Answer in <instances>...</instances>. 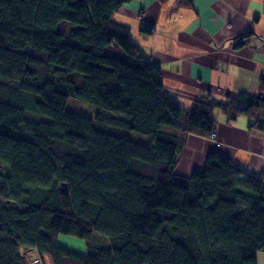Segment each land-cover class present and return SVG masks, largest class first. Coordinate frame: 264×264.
<instances>
[{"label":"trees","instance_id":"1","mask_svg":"<svg viewBox=\"0 0 264 264\" xmlns=\"http://www.w3.org/2000/svg\"><path fill=\"white\" fill-rule=\"evenodd\" d=\"M131 1L0 0V264H28L29 250L50 264H256L264 249L261 177L218 153L175 174L179 129L209 137L219 109L264 132V98L180 109L114 21ZM153 30L140 15L138 32ZM70 98L94 118L67 110ZM61 235L85 252L59 248Z\"/></svg>","mask_w":264,"mask_h":264},{"label":"crops","instance_id":"2","mask_svg":"<svg viewBox=\"0 0 264 264\" xmlns=\"http://www.w3.org/2000/svg\"><path fill=\"white\" fill-rule=\"evenodd\" d=\"M140 15L154 27L151 35L138 32ZM114 21L128 27L142 57L160 67L163 93L180 109L209 100L244 107L240 94L264 98V0H132ZM210 116L213 138L178 130V177L202 170L207 155L218 153L264 184V132L243 115L228 120L213 109ZM256 264H264V249Z\"/></svg>","mask_w":264,"mask_h":264},{"label":"rangeland","instance_id":"3","mask_svg":"<svg viewBox=\"0 0 264 264\" xmlns=\"http://www.w3.org/2000/svg\"><path fill=\"white\" fill-rule=\"evenodd\" d=\"M67 25H68V27L72 28V26H70L69 24H67ZM67 25H65V26H67ZM66 109L69 111H72L74 113H77L79 115L91 118V119L94 118L95 113L98 111V109L94 106H91L89 104H86V103H83V102H80V101H77V100H74L71 98L67 100ZM112 115L115 117H122L121 114H118V113H113ZM24 118L28 121L35 122V123L46 122V120L44 118H42L41 116H38V115H36L34 113H30V112H27L25 114ZM180 123H181V121L178 124H180ZM94 125H95L97 130H101V129L97 128V125H98L97 123H94ZM102 131H106V130H102ZM209 137L211 138V135ZM131 138L135 141L140 142V143L145 142V137L140 136V135L131 134ZM1 174H3L2 168H0V175ZM96 238H94L93 241L94 242H100V241H98L99 237H96ZM58 247L61 249L73 252V253L82 254L85 252L86 245H85L84 241L77 240V239H74V238L69 237V236L61 235L58 237ZM30 254H31V252L29 254H28V252L26 253L25 261L26 260L29 261V259H30L29 255ZM40 260H42V261L44 260V264H50L49 260L46 258L42 257V259H40Z\"/></svg>","mask_w":264,"mask_h":264},{"label":"built area","instance_id":"4","mask_svg":"<svg viewBox=\"0 0 264 264\" xmlns=\"http://www.w3.org/2000/svg\"><path fill=\"white\" fill-rule=\"evenodd\" d=\"M213 137H214V134L212 133L211 138H213ZM29 258L30 259L28 261V264H44V260L43 261L40 260V259H42V257L37 255L36 252L31 254V256Z\"/></svg>","mask_w":264,"mask_h":264},{"label":"water","instance_id":"5","mask_svg":"<svg viewBox=\"0 0 264 264\" xmlns=\"http://www.w3.org/2000/svg\"><path fill=\"white\" fill-rule=\"evenodd\" d=\"M59 188H60V193L67 194V188L65 184L61 185V187Z\"/></svg>","mask_w":264,"mask_h":264},{"label":"clouds","instance_id":"6","mask_svg":"<svg viewBox=\"0 0 264 264\" xmlns=\"http://www.w3.org/2000/svg\"><path fill=\"white\" fill-rule=\"evenodd\" d=\"M31 252V254H33V253H35V251L34 250H29L28 251V254ZM31 254L29 255V257L31 256ZM27 261V260H26ZM27 263H28V261H27Z\"/></svg>","mask_w":264,"mask_h":264}]
</instances>
